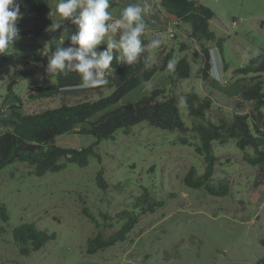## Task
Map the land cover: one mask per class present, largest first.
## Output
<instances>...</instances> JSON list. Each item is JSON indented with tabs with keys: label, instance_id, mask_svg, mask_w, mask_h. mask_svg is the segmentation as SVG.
<instances>
[{
	"label": "rangeland",
	"instance_id": "1",
	"mask_svg": "<svg viewBox=\"0 0 264 264\" xmlns=\"http://www.w3.org/2000/svg\"><path fill=\"white\" fill-rule=\"evenodd\" d=\"M198 1L214 12L209 27L221 39V46L215 41L203 42L209 51L207 80L198 76L204 58L193 57V51L199 50L200 45L187 38L188 23L176 26L175 18L161 10L160 0H115L110 5L113 19H118L129 4L149 5L150 11L144 16L146 29L157 33L146 31L143 43L147 45L151 39L160 38L163 54L171 51L174 58L187 56L191 64L187 78L176 79L169 71H156L115 106L135 102L153 89H164L165 95L177 98L180 117L191 127L202 120L187 114L184 94L195 92L212 99L208 119L217 122L223 117L230 121L241 77L233 70L245 65L251 56L264 52V0ZM57 2L47 1V13H55ZM54 16L55 20L41 36L19 35L13 49L0 54V118L8 117L10 106L22 113H35L64 103L103 97L113 90L114 87L105 85L86 89L75 77L49 76L48 56L56 47L78 48L64 32L67 27L71 34L75 26ZM30 24V18L22 15L17 27L22 30ZM169 27L174 29L172 38L164 36ZM112 38L117 39L118 34ZM181 43L187 48L180 49ZM106 48L105 41L96 51ZM159 48L146 47L141 58L133 65L125 64L126 68L158 63ZM212 51L216 53L220 80L210 75ZM111 73L109 69L108 75ZM128 73L122 66L118 71L119 76ZM60 81L68 84L59 93L38 96V88ZM75 81L79 83L73 84ZM246 111L247 108L240 112ZM257 117L264 129V110ZM187 139L189 142L182 144L177 130L140 122L128 133L118 129L113 138L99 142L85 166L68 162L63 169L41 176L35 175L27 162L2 167L0 204H5L9 218L0 219V264H254L264 258V162L257 166L249 164L244 155L252 156V149L242 151L235 139L224 143L214 141L212 152L217 160L210 184L216 187L225 184L228 190L224 195H213L183 182L191 166L197 175L204 171L202 156L193 147L198 141L196 135L189 131ZM94 141V136L80 133H63L55 138L57 145L69 148L84 147ZM100 168L104 188L95 180ZM143 192H147L149 202L161 204L153 212L140 214L125 240L87 253L88 237L98 230L106 236L119 228L121 221L116 218L117 213L139 212L136 201ZM83 207L99 223L98 229L83 214ZM25 221H33L38 228L54 233L55 238L37 250L22 254L12 230Z\"/></svg>",
	"mask_w": 264,
	"mask_h": 264
},
{
	"label": "trees",
	"instance_id": "2",
	"mask_svg": "<svg viewBox=\"0 0 264 264\" xmlns=\"http://www.w3.org/2000/svg\"><path fill=\"white\" fill-rule=\"evenodd\" d=\"M47 1L19 0L21 14L31 20L29 27L19 30V35L37 38L55 20V16H50L46 11ZM115 3V0H111V5ZM160 7L177 22L188 23L187 38L200 45L199 50L193 51V57L204 58L197 73L202 80H207L209 51L203 42L215 41L217 46H221V39H217L209 27L214 12L198 0H160ZM186 48L185 43L180 44V49ZM115 56L116 51L110 68L112 73L108 75V84L105 85L114 88L106 96L64 103L35 113H22L17 107L10 106L8 117L0 118L3 125L0 130V169L15 162H27L32 167V172L41 176L46 172L63 169L68 162L85 166L94 153V146L103 139L113 138L118 129L128 133L133 125L140 122L164 130H177L182 144L189 142V131L196 135L198 141L193 147L194 151L202 156L204 171L197 175L194 166L187 170L183 182L191 188H203L213 195H224L228 190L225 184H219L217 187L210 184L217 160L212 152L214 141L224 143L235 139L236 146L242 151L252 149V156L244 155L249 164L257 166L264 162V129L257 117L264 109V52L251 56L245 65L233 70L234 74L241 77L238 79L240 92L234 100L230 121L220 117L217 122H213L207 118V112L212 106L210 96H199L195 92L184 94L187 114L202 120L191 127L180 117L177 98L174 95H165L164 89H153L135 102L115 106L127 92L149 80L156 71H169L176 79L189 77L191 64L187 56L178 55L174 58L171 51L163 54L162 48H159L158 63L141 66L142 68H137L138 64L134 69L126 68L124 63H118ZM170 60L176 62L174 70L167 68ZM121 66L129 71L127 75H118ZM65 76L75 77L82 82L77 72H69ZM67 84L60 81L38 88V96H52ZM245 108L247 111L241 113ZM63 133L92 135L95 141L80 148L62 147L55 143V138ZM95 180L99 187L106 186L102 168L97 171ZM160 204L161 202H149L147 192H143L136 201V206H140L139 212L123 210L117 213L116 218L121 221L119 228L106 236L98 230L87 238L85 251L92 254L125 240L137 223L139 215L153 212ZM82 212L98 229L99 223L88 209L83 207ZM8 218L5 204H0V219L7 221ZM12 237L19 251L28 254L42 247L49 239L55 238V234L38 228L33 221H25L13 228ZM254 264H264V258L257 259Z\"/></svg>",
	"mask_w": 264,
	"mask_h": 264
},
{
	"label": "clouds",
	"instance_id": "3",
	"mask_svg": "<svg viewBox=\"0 0 264 264\" xmlns=\"http://www.w3.org/2000/svg\"><path fill=\"white\" fill-rule=\"evenodd\" d=\"M111 0H58L55 13L61 20H66L75 26V31L64 32L74 47H56L48 56L46 72L49 76L67 75L77 72L83 88H99L108 84V71L114 60V50L118 52L115 59L118 63L133 65L145 52L159 48L160 38L151 39L147 45L142 37L146 33L144 16L150 11L147 4H129L124 7L118 19H113L109 11ZM22 18L19 0H0V54L7 53L19 38L18 21ZM59 27V25H58ZM113 39V36H117ZM107 42L106 50L96 49ZM210 75L221 79L220 68L215 51L210 52ZM147 60V57H144ZM175 61L167 64L169 70H174Z\"/></svg>",
	"mask_w": 264,
	"mask_h": 264
},
{
	"label": "built area",
	"instance_id": "4",
	"mask_svg": "<svg viewBox=\"0 0 264 264\" xmlns=\"http://www.w3.org/2000/svg\"><path fill=\"white\" fill-rule=\"evenodd\" d=\"M179 22H177L176 20H175V24L177 25ZM164 36L166 37V38H172V37H174V29L173 28H171V27H169L168 29H166V32L164 33ZM264 110V109H263ZM262 110V111H263Z\"/></svg>",
	"mask_w": 264,
	"mask_h": 264
},
{
	"label": "crops",
	"instance_id": "5",
	"mask_svg": "<svg viewBox=\"0 0 264 264\" xmlns=\"http://www.w3.org/2000/svg\"><path fill=\"white\" fill-rule=\"evenodd\" d=\"M161 8V7H160ZM162 10V9H161ZM181 23V22H180ZM180 23H178L176 26H179V24ZM146 31H151V32H153V30L152 29H146ZM153 33H157L156 31L155 32H153ZM187 34V33H186ZM145 61V60H144ZM146 61H148V60H146ZM144 64H146V63H144Z\"/></svg>",
	"mask_w": 264,
	"mask_h": 264
}]
</instances>
